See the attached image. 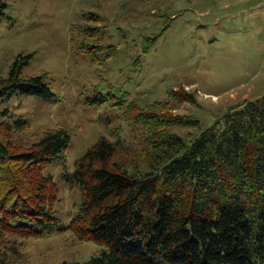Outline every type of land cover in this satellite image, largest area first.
I'll use <instances>...</instances> for the list:
<instances>
[{"label": "rangeland", "instance_id": "obj_1", "mask_svg": "<svg viewBox=\"0 0 264 264\" xmlns=\"http://www.w3.org/2000/svg\"><path fill=\"white\" fill-rule=\"evenodd\" d=\"M5 2L10 9L0 19V76L9 75L19 55L33 54L24 76L48 72L56 98L0 100V126L28 123L13 134L14 143H35L60 128L71 134L65 158L46 169L58 188L56 210L66 227L82 198L76 185L64 181V172L73 173L76 161L103 137L120 145L119 159L128 166L147 147L142 127L129 119L132 105L169 103L174 115L199 120L206 129L230 108L264 96V0ZM174 90L193 94L196 103L180 102ZM171 131L190 141L201 130ZM2 135L0 130L5 141ZM28 244L32 264L86 263L103 250L69 229Z\"/></svg>", "mask_w": 264, "mask_h": 264}, {"label": "trees", "instance_id": "obj_2", "mask_svg": "<svg viewBox=\"0 0 264 264\" xmlns=\"http://www.w3.org/2000/svg\"><path fill=\"white\" fill-rule=\"evenodd\" d=\"M9 9L0 0V19L9 17ZM78 29L91 30L73 26ZM33 57L19 55L9 75L0 76V100L56 98L48 72L24 76ZM172 95L196 103L187 91ZM129 114L147 147L128 166L119 159L120 145L103 137L76 161L73 173L64 172L82 198L67 227L46 169L65 158L71 134L60 128L35 143H14L13 134L28 123L0 126V264H32L30 239L68 229L103 250L86 263L63 264H264V96L230 108L206 129L199 120L174 115L169 103L132 105ZM172 126L201 131L189 141Z\"/></svg>", "mask_w": 264, "mask_h": 264}]
</instances>
